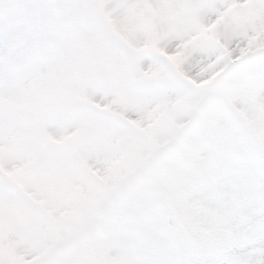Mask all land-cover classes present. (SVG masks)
<instances>
[{
	"label": "snow or ice",
	"instance_id": "obj_1",
	"mask_svg": "<svg viewBox=\"0 0 264 264\" xmlns=\"http://www.w3.org/2000/svg\"><path fill=\"white\" fill-rule=\"evenodd\" d=\"M0 264H264V0H0Z\"/></svg>",
	"mask_w": 264,
	"mask_h": 264
}]
</instances>
